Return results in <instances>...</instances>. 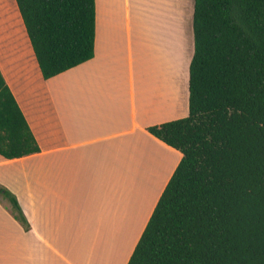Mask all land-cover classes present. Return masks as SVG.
Returning a JSON list of instances; mask_svg holds the SVG:
<instances>
[{
  "label": "crops",
  "instance_id": "obj_1",
  "mask_svg": "<svg viewBox=\"0 0 264 264\" xmlns=\"http://www.w3.org/2000/svg\"><path fill=\"white\" fill-rule=\"evenodd\" d=\"M15 1L0 0V70L39 151L0 154L26 217L0 194V264H127L183 156L149 127L189 114L194 34L173 44L141 24L139 0H96L94 56L46 79Z\"/></svg>",
  "mask_w": 264,
  "mask_h": 264
},
{
  "label": "trees",
  "instance_id": "obj_2",
  "mask_svg": "<svg viewBox=\"0 0 264 264\" xmlns=\"http://www.w3.org/2000/svg\"><path fill=\"white\" fill-rule=\"evenodd\" d=\"M16 2L46 79L94 56L96 0ZM193 34L189 114L149 127L183 156L127 264H264V0H195ZM37 151L0 70V154Z\"/></svg>",
  "mask_w": 264,
  "mask_h": 264
},
{
  "label": "rangeland",
  "instance_id": "obj_3",
  "mask_svg": "<svg viewBox=\"0 0 264 264\" xmlns=\"http://www.w3.org/2000/svg\"><path fill=\"white\" fill-rule=\"evenodd\" d=\"M16 2V1H15ZM182 0H139L138 8L140 13L141 24L147 26L151 34H155L158 31V27H165L169 36L173 39V44L176 41L180 42L182 39L184 41V34L182 33V29L186 28V24L189 26V42L192 45V11L191 14L188 9L183 6ZM187 9V11H186ZM187 14V18H186ZM191 15V17H190ZM191 19V21H190ZM186 20V22H185ZM191 28V31H190ZM151 38V36H150ZM194 43V37H193ZM192 50V47L190 51ZM166 63L169 66H172L173 60H168V57L165 58ZM143 224H141L142 226ZM117 238V239H116ZM114 239H110L112 241H123L124 238L118 239L116 237ZM116 239V240H115ZM135 238L128 237L124 241V256L127 255L128 249L133 244ZM120 241V243H121ZM119 243V246H120Z\"/></svg>",
  "mask_w": 264,
  "mask_h": 264
}]
</instances>
